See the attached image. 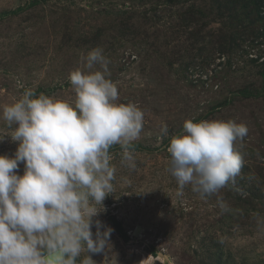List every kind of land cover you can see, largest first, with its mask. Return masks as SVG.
Masks as SVG:
<instances>
[{"label":"rangeland","instance_id":"obj_1","mask_svg":"<svg viewBox=\"0 0 264 264\" xmlns=\"http://www.w3.org/2000/svg\"><path fill=\"white\" fill-rule=\"evenodd\" d=\"M225 2L0 0V111L26 88L71 102L69 73L87 71L82 57L99 47L118 102L144 113L131 146L136 167L121 164L120 145L109 150L113 191L93 220L113 229L112 247L106 256L89 253L95 264H264V205L242 204L234 187L242 177L264 189V69L248 61L263 51L253 42L264 28V7L243 13L255 30L233 43L242 29ZM245 88L254 95H242ZM186 119L234 120L248 129L236 142L240 174L204 198L191 185L181 190L168 170L167 147ZM14 127L0 118V155H14L18 142L7 136ZM23 170L21 164L18 174Z\"/></svg>","mask_w":264,"mask_h":264},{"label":"clouds","instance_id":"obj_2","mask_svg":"<svg viewBox=\"0 0 264 264\" xmlns=\"http://www.w3.org/2000/svg\"><path fill=\"white\" fill-rule=\"evenodd\" d=\"M82 60L87 71L68 75L71 102L26 88L2 106L0 118L15 125L7 136L18 146L14 155H0V264H77L81 253L87 255L80 264H95L89 253L106 256L112 247L113 229L93 220L113 191L109 150L120 145L121 164L136 167L131 146L143 130L144 113L118 102L101 48ZM97 65L102 71L93 70ZM160 131L167 135V126ZM247 132L234 120L186 119L167 147L168 170L179 188L191 185L204 198L234 181L243 166L236 142Z\"/></svg>","mask_w":264,"mask_h":264},{"label":"trees","instance_id":"obj_3","mask_svg":"<svg viewBox=\"0 0 264 264\" xmlns=\"http://www.w3.org/2000/svg\"><path fill=\"white\" fill-rule=\"evenodd\" d=\"M224 3V9L226 10L224 12H229V15L232 19H237L238 26L240 29H242L240 32L237 31L232 37V42H236L238 37H245L247 38V34L252 32L254 33V28L250 27L249 24H245V18H242L243 13L246 17L251 14H255V12H262V8L264 7V0H225ZM222 10V9H220ZM223 12V13H224ZM252 22V19L250 20V23ZM240 37V38H241ZM256 41V42H255ZM226 43V42H225ZM253 43H260L263 45V51L259 54H256L254 56H251L249 58V62L259 64L264 69V28L262 30H259L255 34V40ZM227 44V43H226ZM222 50V46L220 47ZM248 62V63H249ZM239 92L242 93V95L246 97L253 96L254 93L251 92L248 88H245L243 90H240ZM257 95V94H256ZM226 102L222 103L225 104ZM222 104L218 105L221 106ZM261 169H264V167H260ZM244 169H246V166L244 165ZM246 173V170H245ZM251 178V177H250ZM246 179V178H245ZM236 186H234L237 190L238 195H240V199L242 201V204L248 205V207H251L253 205L262 204L264 205V189L261 186H258V182L256 180L251 181L247 178L244 180V178H239V180H236Z\"/></svg>","mask_w":264,"mask_h":264}]
</instances>
